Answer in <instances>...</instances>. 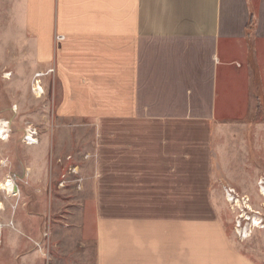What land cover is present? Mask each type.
Instances as JSON below:
<instances>
[{
  "label": "crops",
  "instance_id": "0c3cea01",
  "mask_svg": "<svg viewBox=\"0 0 264 264\" xmlns=\"http://www.w3.org/2000/svg\"><path fill=\"white\" fill-rule=\"evenodd\" d=\"M8 6L0 1V42L14 44V59L30 43L33 66L52 68L42 80L55 120L93 124V157L82 158L92 159L86 191L71 208L67 201L65 225L49 228L59 249L30 259L264 264L235 241L215 188L216 164L243 139L240 125L261 122L264 0H13L6 15ZM6 46L0 74L11 72L3 71ZM17 70L2 82L31 91L29 75ZM50 143L42 146L47 155ZM32 165L42 172L40 160ZM42 214L54 215L18 212L13 227L3 226V264L11 254L13 264L26 263L19 252L31 246L21 236L27 222L29 239L45 241Z\"/></svg>",
  "mask_w": 264,
  "mask_h": 264
},
{
  "label": "rangeland",
  "instance_id": "374dc122",
  "mask_svg": "<svg viewBox=\"0 0 264 264\" xmlns=\"http://www.w3.org/2000/svg\"><path fill=\"white\" fill-rule=\"evenodd\" d=\"M0 1L9 3L6 15L10 12L12 13L13 0ZM0 14L3 15L4 12L2 11ZM4 45H7L8 54L11 55L9 60H7L9 65L3 71L11 70L13 72L15 68L16 70L21 69L23 77L26 78L29 75V82L31 81L30 83H32L34 71L35 73L46 72L49 69L33 66L35 57L30 43L21 45V53L15 59L12 54L14 44L0 42V48ZM7 73L2 72L0 74V119L9 117L3 119L10 122V125L7 124L10 130L9 139L2 140L0 138V182L2 183L6 177H16L20 194L11 197L8 192L6 193V191L0 189V202L4 205V209L0 211V222L5 225L6 230L7 227H13L14 218H16L18 212L31 210H38V212L43 210L53 211L54 215L52 216L58 218V220L44 214L39 220V228L42 229V236L46 238L45 241L36 243L29 239V236H31L29 225L33 226V223L29 224L27 222V230H24L25 233L21 234L31 246L22 250L19 254L25 255L27 258L25 264H36L30 259L31 253L36 252L39 256L49 258L50 250L52 252L59 249L57 247L59 244H54L52 238L49 242V228L52 223L56 224L55 228L56 226H64L66 223L64 221H68V218L62 217L61 213L67 210V201L70 202L68 206L71 208L73 205L72 201L82 198L81 195L86 191V176L90 173L92 159L88 161L89 163H84L82 158L93 157V155L88 156L89 153H92L94 146L93 124L55 120L53 117L55 114L54 106L51 104L47 105V103L49 104V99L52 100L49 91L44 88V93H41L42 90L37 89L38 95H36L27 89L26 85H23L15 93L11 90L10 85L2 82V78H6ZM52 77L53 75H50L48 78ZM6 79H11V76ZM42 85L44 87L45 80H42ZM54 98L56 103L58 92ZM19 102L21 105L18 104ZM6 109H13L14 113L8 116V112H5ZM256 112H259L257 119H261V122L241 124L242 129L240 131L244 134L243 139L236 141L239 147L229 149L230 154L224 155L222 160H219L220 163L216 164L215 173L217 179L215 188L221 191L220 194L222 193L220 198H218L219 196L217 197L219 200L218 206L235 241L248 248L249 253L255 255L264 263V228L254 229L248 238L243 234V231L246 232L251 228L250 225L253 224V218L256 216L260 218V221L262 220L260 225L264 226V197L261 195L258 186L260 180L264 179V101L262 103L260 101ZM30 125L37 129L38 138L39 135L41 136L39 146L35 145L38 148L36 152L31 151L32 148H27V145L23 142L25 128ZM47 139L48 142L51 141L48 155L42 148ZM36 159L44 163L42 172L35 171L32 165V162ZM45 163L46 165L48 164L47 167H45ZM72 168H77L76 173L70 171ZM78 178L83 179L80 189L77 187L76 182ZM63 181L64 185H62ZM228 187L234 188L238 194L241 201V209L236 207L235 204L232 206L226 200L225 188ZM51 196H54L53 202L51 200V203H49ZM86 201L85 211L88 216L89 212H92V204L88 200ZM247 204H250L253 209L247 208ZM74 205L77 204L74 203ZM138 205L144 206L145 204ZM240 222H242V230L238 234L235 227ZM18 228L24 229L21 226ZM3 245L1 244L2 247ZM1 246L0 248H2ZM33 249L36 251H33ZM13 258L14 256L11 254V256L7 255L3 259H5L6 264H13ZM60 258L62 259V257ZM41 260L43 259L41 258ZM63 261L66 264L69 262L67 259ZM3 263V260L0 261V264ZM42 264H44V261ZM45 264L50 263L46 261Z\"/></svg>",
  "mask_w": 264,
  "mask_h": 264
},
{
  "label": "bare ground",
  "instance_id": "6f19581e",
  "mask_svg": "<svg viewBox=\"0 0 264 264\" xmlns=\"http://www.w3.org/2000/svg\"><path fill=\"white\" fill-rule=\"evenodd\" d=\"M8 74H10V73H8ZM8 74H6V75H8ZM39 74L42 76L44 73L43 72H39ZM36 88L41 89L42 91L44 89V87L42 86L41 82L38 83V85H37ZM35 92H36V90H35ZM7 124L10 125V122L8 120H3V119L0 120V138L2 140H8L9 139V132H10V130L8 129L9 127H8ZM12 184H13V181L9 177H6L5 180L2 183L0 182V189H3L4 191L8 192L11 197L12 196L13 197L14 196H18L20 193L18 192L17 189H14L12 187ZM258 186L260 188L261 195L264 197V183L258 184ZM229 198H231V200H232L231 201V205L232 206L235 204L236 207H239L241 209V207H240L241 206V201H240V198H239L238 195L237 196H234V197H232L230 195ZM243 202H245V201H243ZM245 204H246V202H245ZM248 207L251 210L253 209L250 204H247V208ZM3 209H4V205H3L2 202H0V211L3 210ZM260 224H262V220L260 221V218L257 217V216L254 217L253 218V224L250 225L251 228L249 230H247L246 232L243 231V234H245L246 238H248L251 235V233L254 231V229L255 230L257 228L263 229L264 226L263 225H260ZM3 226L4 225L0 222V237H1V233H2ZM241 228H242V222L238 223L236 225V227H235V230H237V233L238 234H240V230H242ZM0 242H1V238H0Z\"/></svg>",
  "mask_w": 264,
  "mask_h": 264
},
{
  "label": "built area",
  "instance_id": "2783aa9c",
  "mask_svg": "<svg viewBox=\"0 0 264 264\" xmlns=\"http://www.w3.org/2000/svg\"><path fill=\"white\" fill-rule=\"evenodd\" d=\"M57 39L60 40V39H63V36H57ZM53 70L52 68H49L46 72H43L44 74L41 76L39 74V72H36L33 76V80H32V83H31V91L33 94H36L35 90H36V87L38 85L39 82H41L42 84V78L51 73ZM43 86V85H42ZM41 93H44V89ZM3 118H1L0 120H2ZM23 142L26 144V145H29V146H34V145H38L39 144V138H38V132H37V129L32 127L31 125L26 127L25 128V131H24V135H23ZM70 171H73V173H76L77 171V168H72ZM10 178V177H9ZM12 181H13V184H12V187L14 189H17L18 192L20 193V189L18 187V184H17V179L16 177L15 178H10ZM82 181L83 179L82 178H78L76 179V182H77V187L80 189L82 186ZM264 183V179H261L260 180V183L259 184H262ZM62 185H64V181L62 182ZM7 193V192H6ZM237 196L238 194L236 193L235 189L234 188H225V198L226 200L231 203V198H229V196Z\"/></svg>",
  "mask_w": 264,
  "mask_h": 264
},
{
  "label": "trees",
  "instance_id": "16d2710c",
  "mask_svg": "<svg viewBox=\"0 0 264 264\" xmlns=\"http://www.w3.org/2000/svg\"><path fill=\"white\" fill-rule=\"evenodd\" d=\"M251 26H252V20L250 21V23H249V26H248V27H249V28H251Z\"/></svg>",
  "mask_w": 264,
  "mask_h": 264
}]
</instances>
